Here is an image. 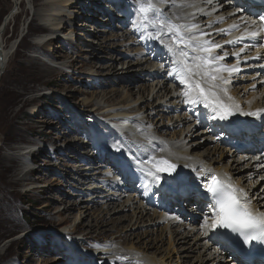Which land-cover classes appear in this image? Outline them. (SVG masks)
Segmentation results:
<instances>
[{
	"label": "rangeland",
	"instance_id": "obj_1",
	"mask_svg": "<svg viewBox=\"0 0 264 264\" xmlns=\"http://www.w3.org/2000/svg\"><path fill=\"white\" fill-rule=\"evenodd\" d=\"M18 1L16 5L17 0H0V45L8 52L6 65L0 70V264H117L113 255L98 257V250L107 243L126 249L128 245L123 240H116L119 234L126 233L131 235L129 244L140 236L161 255L173 259L166 258L165 264H177L181 255L179 246L170 245L168 235L160 236L162 226L154 228L148 221L136 224L137 214L134 215L133 209L112 213L106 210L110 202L112 206L119 202L113 197L122 195L116 185L127 183H118L120 175L112 165L103 163L104 154L97 149L100 148L98 141L90 136L94 125L100 129L102 121L110 122L104 117V111H121L119 103L138 101L142 96L140 89L150 90L155 84L146 72V67H154L149 66L152 61L144 64L142 60L150 58L149 52L138 56L141 46L136 43L134 47L128 40L132 38L130 23L134 18L129 13L133 10L130 0ZM152 3L158 9L164 8L160 1L152 0ZM56 19L62 20L61 26H55ZM167 23L185 30L183 22L177 19ZM51 28L56 29L55 35H50ZM124 35L129 37L122 38ZM101 43H107L105 49L99 48ZM94 48L96 52L92 55ZM111 65L115 69H111ZM47 67L54 72L52 76L29 83L34 78L31 70L44 72ZM132 81L135 85L129 97L128 82ZM11 90L15 93H10ZM104 94L112 95L110 103ZM94 99L92 104L84 105ZM26 100L30 102L25 105ZM149 101L132 102L140 109L136 112L138 116L149 112ZM98 106L101 110L95 112ZM176 116L172 112L166 114L157 124H162V131L175 132L177 128L168 126L169 119ZM146 125L148 123L143 126ZM137 126L133 130L135 134L118 136L121 151L123 138L138 141V145H146L144 140L157 139L158 136H146L144 128ZM102 143L108 145L101 141V146ZM143 145L138 148L147 152L146 146L152 147ZM206 147L203 146L201 152ZM99 155L101 160L96 157ZM6 157L14 158L12 164ZM7 165H12L11 172L6 170ZM27 173L30 176L23 180ZM16 180L22 181L15 183ZM102 180H108L109 186ZM112 182L115 185L111 186ZM136 193L137 185L125 194L137 198ZM150 211L157 213L156 209ZM67 217L70 219L63 223ZM100 218L103 227L97 226ZM91 228L94 229L92 234ZM155 249L151 251L153 254ZM195 256L196 253L191 254L192 260ZM223 258L226 259V254Z\"/></svg>",
	"mask_w": 264,
	"mask_h": 264
},
{
	"label": "bare ground",
	"instance_id": "obj_2",
	"mask_svg": "<svg viewBox=\"0 0 264 264\" xmlns=\"http://www.w3.org/2000/svg\"><path fill=\"white\" fill-rule=\"evenodd\" d=\"M130 1L134 5L133 15L136 19L139 17V13L137 12L138 3H135V1L138 2V0ZM156 1H160V4H163L162 6L164 8L160 10V13L164 17L170 15L172 17L171 18L169 16L171 19L174 18L178 21L183 22L185 27L183 26L182 28H185V30L183 29L184 31L182 32L184 33L186 38L196 36L201 40H210L213 43L222 45L221 48L214 50L213 55H222L223 53H227V56L224 57L222 61H219L217 65H213L212 69H210L209 71L213 75L222 77L223 80L218 79L216 81H213L211 80L210 76L202 75L201 73L203 72V70L197 69L195 66H193V72L195 74L192 76V79L193 81L200 82L206 90L216 91L219 95V98L224 103L232 107L234 114L225 120H220L213 118L211 109H205L202 105L192 106L186 104L184 102L185 97L183 95V92L186 90V85L181 84L180 81L173 80L170 76H168L167 82L162 81V79H157L162 75L161 67H158L157 69H154V67H146V72H148V75L150 77H153L155 84L151 85L150 90L141 88L139 92L142 96L139 97L141 99H137L138 101L134 102L135 99H132L131 101L119 103L118 106L121 111H116L115 107V111L110 110L108 112H105L103 110V113H106L104 117L109 118L107 119V121L110 122L102 121L104 124H102L103 128L100 129L99 127H96L94 125L92 127L91 135H97L98 139L101 141H106L110 136L113 137L114 135H119L120 133H122L121 135L125 137L126 135L135 134L133 130L134 127H136V125L138 124L137 127H140L142 129L144 128L143 131L147 132V134H145L146 136H158L161 138H152L149 141L144 140L146 145H151L152 147L144 145L147 147L148 153H140L141 160H143L144 157L147 156L149 159L155 157L156 161L166 160L168 161V163L175 164L177 168L174 170V172H179L180 176L183 178V183L181 185H183L187 181H195L196 179H199L200 176L209 175L210 173L221 175L230 183L235 185L238 189H243V191L248 194L249 198H251L250 205L261 214H264V166L260 159L250 156L249 154H238L237 151H234V147V150H226L221 148L218 144H216L217 142L214 143L215 141L212 137L211 132L207 130H198V124L191 120L189 112H181L182 110L192 112L195 109L203 111L204 116H206V122L210 119L213 120V122H210L211 128L216 131L221 130V132L223 131L224 125L228 129H231L229 125L232 121H234V123H238L236 131H239V129L241 128L245 130H252L253 132H255L257 126H264V54L261 51V43L259 38L252 39L246 36V31H257L256 26L254 24H251V16L249 15V13L244 12L242 7L237 5L234 0H212L211 3H208L207 0ZM67 2L68 1H66V3ZM18 3L19 1L17 0L16 5H18ZM88 7H85L84 9ZM113 10L115 14V7L113 8ZM178 16H181L182 18H178ZM56 20H58V24L56 23L55 26H61L62 20ZM123 24L125 25V21L123 22ZM192 24H196L198 25V27L189 31V28ZM114 27H117V25H115ZM51 30L53 31H49L50 35H55L56 29L51 28ZM147 32L151 33L152 36L157 35L155 27H153L151 24L148 25ZM201 32L208 33L209 35L201 37ZM125 37L127 38L129 36H122V38ZM136 37H139L137 33ZM241 37L244 38L241 39ZM93 38H95V35L93 36ZM115 40L120 41V39L118 38H116ZM128 40L134 47H136V41L133 38L129 37ZM228 41H238V43L233 44L228 43ZM106 44L107 43H101L99 48L101 50L103 48L105 49V47L107 46ZM117 46L120 47L118 44ZM2 47L3 46L0 45V70L5 67L8 59V52L6 51L5 47ZM177 48H179V46H176L173 49L175 50ZM92 52L93 54H91L95 55L96 49L94 48ZM143 52L144 51L140 50V52L138 51L137 55L141 56ZM160 57H166L169 58V60H173V64L177 68V57L172 55V53H170L168 50L166 52L161 50L160 54L158 55V59ZM142 60L145 61L144 64H147L149 63V61H151L150 58H147V60ZM221 64L227 65L228 67L234 68L236 70L233 72L224 71L219 74L215 73V67ZM151 65H153V62L149 66ZM33 68L36 69L35 64L33 65ZM110 68L115 69L113 65H111ZM130 69L133 71L136 70L134 67H130ZM45 72L48 75L45 74ZM53 73L54 72L51 70V68L48 67L44 72L31 70V75H33L34 78L30 79L29 83H31L32 80L41 82V78L44 79L45 77H50L53 75ZM223 81H227V83H224ZM173 83L175 84L174 91L170 87V85H172ZM128 85L130 88L128 94H130L129 97H131L133 95V92H131L130 90H132L131 88H133L132 86L135 85V82H128ZM216 85H219V87H215ZM225 89L226 92L224 91ZM10 93H15V90H11ZM146 94L148 96L145 97ZM109 95L110 94H104L103 96L108 97ZM155 98H157L158 101H155ZM111 99H113L112 95L107 98L108 103H110L109 100ZM139 100H150L147 105H149L148 109L150 107L151 108L149 109V112L146 111L140 113L138 116L137 113L140 112V109H137V107L133 106L132 102L137 103L139 102ZM22 101L24 102V96ZM29 102V100H26L25 105ZM92 102H95V99L92 101H86L84 105L92 104ZM98 110H101L99 106L94 111L96 112ZM258 110H260L258 115L245 114L257 112ZM171 112L175 113L177 116L174 117V119H169L168 128H177V131L169 133L167 131H162L163 126L162 124H157V121L158 119L159 121L162 120L164 115L170 114ZM134 113H136L137 116ZM111 120H113L114 122L111 123ZM96 123L99 122L97 121ZM146 123H148V125L144 127L143 125H145ZM162 139L165 142H163ZM125 140L126 139L123 138V145L125 146L124 149L132 150L138 148V141H130V139H127V141ZM74 145L71 146L73 147ZM93 145L92 147H94ZM206 145L207 147L204 152H201L203 146ZM117 148V144L111 145V149H113L114 151H116L115 149ZM97 149L101 154H104L103 163H108L111 166L113 164V160H111L109 154L107 153L109 151H106V153H104V150L101 147ZM116 152L118 153V151ZM161 156L162 158H160ZM96 157L101 160L102 156L99 155ZM6 159L10 164H12V161H14V158L6 157ZM116 161L117 163L122 164L124 168L128 169V172L133 179H135L136 177L137 179H139V181L141 182V185L139 186L140 190H143V188L146 191L154 190L155 193H160L162 194V196L170 200L175 190L180 189L177 184L170 182L169 174L167 172L161 171L158 173L162 177V179L157 183L153 180V177L148 175L146 172H142L141 170L135 172L132 167L127 164L131 162V160L128 159L124 154H119ZM160 165V168L167 167V164ZM6 167V170H8L9 172L13 170L12 165H7ZM143 167L150 168L148 166ZM28 176H30L29 173L25 174L23 176V180ZM123 178H125V176H123ZM21 181L22 180H16L15 183H20ZM102 181L104 185L109 186V182L106 183V181L108 180ZM112 184L115 185L112 182L111 186ZM116 187H118L117 189L119 190H123L124 188L117 185ZM95 188L100 187L96 186ZM259 188H261L260 191ZM189 190L190 188L188 189V191ZM120 193L122 194L121 197H118L120 199L113 197L115 201L119 202L115 203V205L113 206L110 202L109 206L107 207L108 209L106 210H111L112 213L117 211H125L127 209H133L135 211L134 215L137 214L135 221L136 224H138V221L140 223H145L146 221H148L150 223L149 225L154 228L162 226L160 236L162 237L163 234L168 235L170 245H175V243H177L179 246L178 251H180L181 255L178 258L179 261L177 264H182V261H184L183 264H186V261L188 262V260L191 261L192 253H196V256L190 264H237L231 262L228 253H225V250L223 248H219L217 246L215 237L213 235L215 233L214 230L203 226L206 218L208 219L209 224L212 223L211 217L209 216V209L206 206H202L206 211V217L205 219H203L202 224H199L198 218L193 219L189 216L186 218H178L177 215L172 216L173 213H171L170 215H164L158 214V212H154L155 210L153 211V213H151L150 210L155 207V204L161 202V200H155L156 198H145L141 196V194H138L137 198H135L133 195L126 196V192L124 191ZM189 207L191 211L196 210L195 208H193L194 206ZM193 213L197 215L196 212ZM134 215L132 217L133 220L135 218ZM69 219L70 217H67L63 220V223H66ZM122 219L123 218H120L119 220ZM102 222L103 219L100 218L97 222V226L103 227L104 223L101 224ZM130 227H132V225H130ZM93 228H91L90 234L93 233ZM97 231L98 230H96L95 233H97ZM146 234L148 235V232H146L145 235ZM130 236L131 235L126 233L119 234L116 237V240H123L125 244L128 245L125 247L126 249H119V247L115 248L113 243H107V246H105L104 248L100 247L102 250H98V257H102L101 255L110 257L113 255V257H115L113 259H116L117 264H133L137 261H139V264H165L167 259L173 261L171 257L161 255L162 253L158 252V249H155V246L143 242V239L140 236H136L138 238H136V242H130L129 244L128 242L130 240ZM153 249L156 250L154 251V254L151 252ZM151 253L154 256H157L154 257ZM223 254H226V261L223 258ZM119 259L121 260V262L119 261ZM167 264L170 263L167 262Z\"/></svg>",
	"mask_w": 264,
	"mask_h": 264
},
{
	"label": "snow or ice",
	"instance_id": "obj_3",
	"mask_svg": "<svg viewBox=\"0 0 264 264\" xmlns=\"http://www.w3.org/2000/svg\"><path fill=\"white\" fill-rule=\"evenodd\" d=\"M207 2L211 3L212 0H207ZM159 11L160 10L152 3V0H138L137 12L139 13L140 19L144 22L142 25H139V27H147L151 24L153 27L163 29L166 26L171 39L175 41L177 45H182V47L175 50L171 45H165V47L170 53L177 57V71L173 73V76L178 78L181 84L186 85V90L183 92L185 97L184 102L192 106L202 105L205 109H211L213 118L220 120L229 118L234 114L232 107L224 103L219 98L216 91L206 90L200 82L193 81L192 79V76L195 74L193 72V65H195L197 69L203 70L201 73L202 75L210 76L211 80H223L222 77L213 75L209 71L212 69L213 65H217L219 61H222L224 57L227 56V53L213 55L214 50L221 48L222 45L213 43L210 40H201L196 36L186 38L181 31V26L168 24L167 21L162 22L156 20V15ZM262 22H264V18H262ZM197 27L198 25L192 24L189 31ZM207 35L209 34L205 32L200 33L201 37ZM246 36L252 39L259 38L264 40L260 31H246ZM148 38L156 39L162 43L159 35L152 36V34L149 33ZM243 38L244 37H241V39ZM228 43L235 44L238 43V41H228ZM235 70L236 69L222 64L214 69L217 74L224 71L233 72ZM223 82L227 83V81ZM215 87H219V85ZM224 91L226 92V89ZM259 111L260 110L245 114L258 115ZM115 150L120 151L121 149L117 148ZM137 160L140 161L138 165L140 170L152 176L155 182L158 183L161 181L162 177L158 173L163 171L169 174L171 183L177 185L183 183V178L180 176L179 172H174L177 168L175 164L168 163L166 160L156 161L155 157L149 159L147 156H145L143 160L137 157ZM145 162L152 164L153 167H143ZM160 164H167V167L160 168ZM209 179L211 183L206 185V187L207 192L211 194L212 201H214L209 205L212 223L209 224L206 218L203 226L218 230L221 236L228 240H233L236 243H239L240 237H243V243L256 241L257 243L264 244V214L255 215L253 213L250 208L251 198H249L248 194L245 193L243 189H237L234 185L221 181L214 174L211 175ZM228 230H230V232ZM230 233H237L238 235L232 237ZM136 264H139V261H137Z\"/></svg>",
	"mask_w": 264,
	"mask_h": 264
}]
</instances>
